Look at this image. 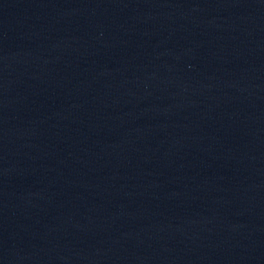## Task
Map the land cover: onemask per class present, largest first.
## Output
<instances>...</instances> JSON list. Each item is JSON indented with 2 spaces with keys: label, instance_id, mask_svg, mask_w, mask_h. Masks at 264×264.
Here are the masks:
<instances>
[{
  "label": "water",
  "instance_id": "1",
  "mask_svg": "<svg viewBox=\"0 0 264 264\" xmlns=\"http://www.w3.org/2000/svg\"><path fill=\"white\" fill-rule=\"evenodd\" d=\"M0 264H264V0H0Z\"/></svg>",
  "mask_w": 264,
  "mask_h": 264
}]
</instances>
